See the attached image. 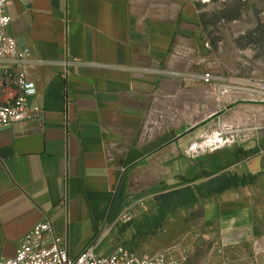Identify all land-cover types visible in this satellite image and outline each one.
<instances>
[{"label":"crops","instance_id":"0c3cea01","mask_svg":"<svg viewBox=\"0 0 264 264\" xmlns=\"http://www.w3.org/2000/svg\"><path fill=\"white\" fill-rule=\"evenodd\" d=\"M191 10L190 0H9L6 34L30 53L29 102L43 114L0 130V260L45 220L72 258L91 245L111 255L108 229L132 186L154 187L157 167L175 151L187 156L191 141L205 149L200 104L204 120L190 117L191 86L204 93ZM261 170L264 178V160ZM254 197L231 188L215 201L219 211L204 224L213 238L203 240L221 252L215 264H264Z\"/></svg>","mask_w":264,"mask_h":264},{"label":"rangeland","instance_id":"374dc122","mask_svg":"<svg viewBox=\"0 0 264 264\" xmlns=\"http://www.w3.org/2000/svg\"><path fill=\"white\" fill-rule=\"evenodd\" d=\"M190 4V47L199 74L208 76L202 82L203 94L201 87L191 86L190 117L191 125L204 120L197 116L200 104L209 125L206 147L191 141L187 156L175 151L168 166L157 167L154 187L132 186L123 214L108 231L112 248L123 247L139 257L164 253L176 264H215L216 250L203 246L204 238H213V230H205L204 224L219 211L215 201L223 193L222 184L253 192L254 223L264 224V0ZM197 162H205L208 174L199 180L194 179ZM173 191L178 193L160 199ZM260 228L257 234L263 232ZM259 241L254 243V257L262 248ZM216 254L218 259L221 252Z\"/></svg>","mask_w":264,"mask_h":264},{"label":"built area","instance_id":"2783aa9c","mask_svg":"<svg viewBox=\"0 0 264 264\" xmlns=\"http://www.w3.org/2000/svg\"><path fill=\"white\" fill-rule=\"evenodd\" d=\"M9 0H0V130L13 124L27 123L42 118L43 111L29 99L36 96V85L26 79L24 63L29 59L27 49H20L16 40L6 34L11 23L7 13ZM208 76H203L206 80ZM16 85L18 93L10 95ZM0 264H176L167 254L139 257L130 250L118 247L111 255L101 256L95 246H89L72 258L61 236L54 232L49 220L38 223L22 239L12 258Z\"/></svg>","mask_w":264,"mask_h":264},{"label":"trees","instance_id":"16d2710c","mask_svg":"<svg viewBox=\"0 0 264 264\" xmlns=\"http://www.w3.org/2000/svg\"><path fill=\"white\" fill-rule=\"evenodd\" d=\"M203 166H205V162H204L203 164L200 163V162H197V163H196V166H195V172H194V173H195V174H194V179H195V180H199V179H202V178L208 176L206 170L204 169L205 167H203ZM200 167H202L203 169H202V170H199ZM221 171H222V170H221ZM217 181H222V177H220V179H217ZM225 182H226V180H225ZM222 185H223V187L219 190V192H223V191H225V190H228L229 188H236V186H234V185H226V183H224V184H222ZM177 193H178V191H173V192H170V193H167V194L161 195V196H160V199H166V198H169V197H171V196H173V195H175V194H177Z\"/></svg>","mask_w":264,"mask_h":264}]
</instances>
